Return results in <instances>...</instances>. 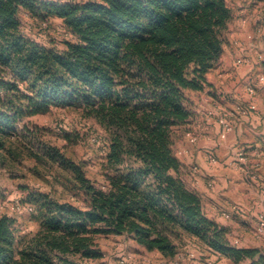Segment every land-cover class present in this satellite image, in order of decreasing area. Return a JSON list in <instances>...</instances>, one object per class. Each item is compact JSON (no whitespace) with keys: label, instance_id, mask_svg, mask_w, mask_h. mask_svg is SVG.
<instances>
[{"label":"trees","instance_id":"1","mask_svg":"<svg viewBox=\"0 0 264 264\" xmlns=\"http://www.w3.org/2000/svg\"><path fill=\"white\" fill-rule=\"evenodd\" d=\"M21 13L60 19L68 37L38 42ZM232 18L229 0H0V150L18 121L53 105L80 108L107 138L102 186L46 147L85 203L30 192L38 228L19 235L15 217L0 214V264H100L98 238L110 234L165 257L188 238L234 263L264 264V251L231 244L207 216L174 150L192 117L188 93L208 84Z\"/></svg>","mask_w":264,"mask_h":264},{"label":"rangeland","instance_id":"2","mask_svg":"<svg viewBox=\"0 0 264 264\" xmlns=\"http://www.w3.org/2000/svg\"><path fill=\"white\" fill-rule=\"evenodd\" d=\"M229 4L233 18L229 22L223 51L234 55L233 59L237 63H243L246 59L256 60L248 79V83L256 89L258 75L264 73V0H229ZM20 17L24 33L38 42L61 45L62 40L68 37L58 18L40 23L25 13H21ZM247 44L250 45L248 50L244 47ZM241 48L246 52L242 53ZM220 84L218 88L222 91L224 88ZM221 91L213 92L212 98L217 100L215 96H221L223 92L226 98L227 91ZM207 94L211 95V92L208 91ZM188 96L192 110L188 129L194 130L197 140L200 132L198 119L204 113L208 116L213 114L204 105L210 102L208 99L205 101L206 95L201 96L191 91ZM65 131L76 139H67ZM106 139L103 127L94 119L86 117L78 107L53 105L47 112L26 116L18 121L15 133L7 139L5 148L0 150V214L15 217L17 233L26 235L38 228L36 206L27 200L30 192L43 191L55 199L83 206L84 197L72 172L58 161L52 160L45 149L47 146L57 147L65 157L82 168L92 183L102 186L104 176L99 163L107 147ZM190 141L186 131L176 140L174 150L179 159L186 149L184 145ZM254 171L262 175L258 183L251 181V184L256 190H261V205L264 208V170ZM244 199L251 204L250 197L245 196ZM235 209H229V220L240 235L233 233L229 239L227 234L229 242L243 246L245 242L249 244L250 240H254L256 247L264 251V236H257L255 231L257 214L262 209L254 210L256 216L252 213L253 208H244L238 213ZM240 237H246L242 240L243 244ZM98 245L103 253L100 264H251L248 259L234 263L225 256L213 254L200 241L188 238L179 242L177 253L172 257L147 250L125 235L100 236Z\"/></svg>","mask_w":264,"mask_h":264},{"label":"crops","instance_id":"3","mask_svg":"<svg viewBox=\"0 0 264 264\" xmlns=\"http://www.w3.org/2000/svg\"><path fill=\"white\" fill-rule=\"evenodd\" d=\"M244 47L248 50L250 45L247 44ZM242 50L241 48L240 51ZM245 52L242 51V53ZM233 57L234 55L224 50L215 66L206 73L208 86L202 91H195L201 96L206 95L205 101L207 99L210 101L204 104L206 107L213 109L217 106L232 113L231 130L224 139H221L219 136L221 125L215 115L208 116L204 113V116L198 119L200 131L198 139L187 142L184 145L186 147L184 153L180 155L183 156L180 160L184 165L187 184L201 196L207 216L227 227L229 239L233 233L240 234L234 229L229 217L222 215L223 210L229 211L230 208H236L235 212L238 213L244 208H253V211L263 209L261 190H256L251 184V181L258 183L262 175L255 172L254 177H247L230 160L236 150L243 149L248 163L254 165V162L258 160L259 165L255 170L262 168L264 170V157L258 156V150L264 146V86L257 82L254 92L249 93L246 85L249 81V71L255 67L256 60L246 59L243 63H237ZM218 84L224 88L222 91L218 88ZM223 90L227 91L226 98ZM208 91L211 95L207 94ZM220 91L223 92L222 95L215 96L217 100L213 99L212 94ZM251 105L253 107L249 108L248 106ZM239 107H245L247 111L243 113ZM211 155H215L216 161H210ZM193 165H197V172L192 171ZM243 196L250 197L251 204ZM255 211L252 212L254 216H256ZM240 238L243 244L242 240L246 237ZM254 238L256 239V236ZM237 246L241 245L237 244ZM243 246H257V244L256 241L250 240L249 244L245 242Z\"/></svg>","mask_w":264,"mask_h":264},{"label":"built area","instance_id":"4","mask_svg":"<svg viewBox=\"0 0 264 264\" xmlns=\"http://www.w3.org/2000/svg\"><path fill=\"white\" fill-rule=\"evenodd\" d=\"M257 79H258V82L262 86H264V73L259 74ZM246 89L249 93L254 92V86L251 83H248L246 85ZM248 107L252 108L253 106L251 105ZM239 110H241V112L245 113L247 111V108L239 107ZM211 113L213 115H215L216 120L221 125V131L219 133V136L221 139H224L226 137L227 133L232 128V122H231V114L232 113H230V111H227L226 109H222V108L217 107V106H215V107H213V109H211ZM186 136H188L191 140H195L197 138V134L194 132V130H190V129L186 130ZM178 153H180V151ZM258 156L264 157V146L258 150ZM209 159L212 162L216 161L215 155H211ZM230 162L232 164H234L237 168L241 169L247 175V177H250V178L255 176L254 169L256 168V166L259 165L258 160L256 162H254V165L249 164L247 161V156H246L243 149L236 150L234 155H233V158H232V160H230ZM192 171L193 172L198 171L197 165L192 166ZM222 215L224 217H230L229 211L223 210ZM256 219H257L256 220L257 221L256 226H255L256 235L257 236H264V208L258 212Z\"/></svg>","mask_w":264,"mask_h":264}]
</instances>
